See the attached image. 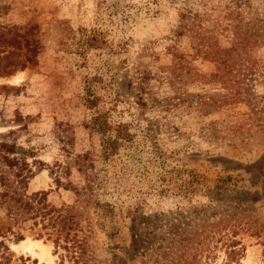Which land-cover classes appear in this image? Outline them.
Masks as SVG:
<instances>
[{
	"label": "rangeland",
	"instance_id": "374dc122",
	"mask_svg": "<svg viewBox=\"0 0 264 264\" xmlns=\"http://www.w3.org/2000/svg\"><path fill=\"white\" fill-rule=\"evenodd\" d=\"M186 10L194 32L178 37ZM237 20L264 26V0H0V132L70 163L73 185L86 155L99 203L83 210V258L62 247L64 233L56 248L55 231H8L0 211L11 264H237L218 241L233 231L239 263L264 264V45L244 49L252 74L225 64ZM87 32L104 43L88 47ZM89 85L132 134L109 157L88 127ZM31 187L58 205L76 199L47 169Z\"/></svg>",
	"mask_w": 264,
	"mask_h": 264
},
{
	"label": "trees",
	"instance_id": "16d2710c",
	"mask_svg": "<svg viewBox=\"0 0 264 264\" xmlns=\"http://www.w3.org/2000/svg\"><path fill=\"white\" fill-rule=\"evenodd\" d=\"M189 12L181 13V24L177 36L180 37L186 32H194L195 18H191ZM242 20H237L233 27L234 42L230 48L228 60H223L225 64L233 60V64H239V69L244 71V74H252L255 64H249V59L243 54L247 52L244 49L256 44L264 45V26L257 27L243 26ZM195 35L199 37L197 45L203 44V37L196 32ZM203 35V34H202ZM83 42L88 47H97L102 42L99 40L94 32H87L83 34ZM30 51L37 52V44L30 48ZM227 61V62H226ZM247 61V63H245ZM229 67V66H227ZM264 75V70L262 72ZM87 96L85 97L86 104L92 109L94 116H92L88 127L102 137V155L104 157L112 156L117 152L119 146L125 144L131 139L132 134L126 130V124L118 123L112 124L108 118V113L101 110L97 105L99 97L93 93L92 86H88ZM114 101L117 99L113 98ZM138 100H141V96ZM138 100H134L139 104ZM17 130H8L7 132H0V211H3L4 217L12 224L7 227L8 231H12L13 226L28 228L38 227L46 230L47 236L50 237L52 232H57L58 236L53 240L55 247L61 246L59 244L60 235H63L62 245L68 252L75 251L78 257L83 258L85 253L84 239L76 238L77 233H85L90 230L89 224H83V210L88 206L98 205L96 190L94 188L93 177L87 170L89 164L86 162V155H77L75 163L77 170L83 174V183L73 185L71 177V165L66 162L55 160L52 164L41 159L38 155V150L34 147H25L22 143L17 141L15 137ZM43 169H47L49 174L53 177L56 188L63 187L64 189L74 190L76 199L73 204H55L50 198V190H33L31 187L32 179ZM2 221L0 217V222ZM173 227L175 225H172ZM72 233V236L70 234ZM0 236L3 232L0 229ZM38 236H42L41 233ZM235 234L226 237L221 236L218 241H222V245L226 248L228 256H234L236 263L243 256L244 248L240 240L234 238ZM19 240L22 236H18ZM173 238H170L173 241ZM187 237L183 241H187ZM69 243V245H68ZM198 256L202 255V250L199 248ZM13 253L10 251L8 245L0 240V264H11ZM214 257L213 254H206V258ZM201 258H198L200 260Z\"/></svg>",
	"mask_w": 264,
	"mask_h": 264
},
{
	"label": "bare ground",
	"instance_id": "6f19581e",
	"mask_svg": "<svg viewBox=\"0 0 264 264\" xmlns=\"http://www.w3.org/2000/svg\"><path fill=\"white\" fill-rule=\"evenodd\" d=\"M26 80V73L22 72L18 75L12 76L9 81L14 83H21ZM38 246V243L34 240L28 239L24 241L23 247L30 251H35L36 247Z\"/></svg>",
	"mask_w": 264,
	"mask_h": 264
}]
</instances>
